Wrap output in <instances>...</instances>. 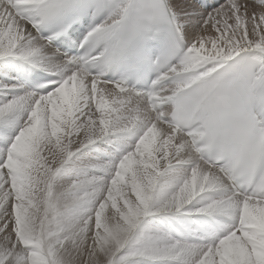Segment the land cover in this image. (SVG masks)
Returning a JSON list of instances; mask_svg holds the SVG:
<instances>
[{
    "label": "snow or ice",
    "instance_id": "snow-or-ice-1",
    "mask_svg": "<svg viewBox=\"0 0 264 264\" xmlns=\"http://www.w3.org/2000/svg\"><path fill=\"white\" fill-rule=\"evenodd\" d=\"M0 264H264V0H0Z\"/></svg>",
    "mask_w": 264,
    "mask_h": 264
}]
</instances>
